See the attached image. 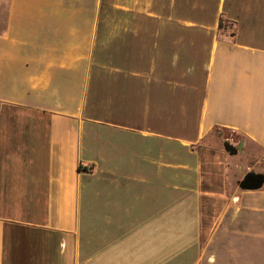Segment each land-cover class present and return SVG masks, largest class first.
Masks as SVG:
<instances>
[{"label":"crops","instance_id":"1","mask_svg":"<svg viewBox=\"0 0 264 264\" xmlns=\"http://www.w3.org/2000/svg\"><path fill=\"white\" fill-rule=\"evenodd\" d=\"M213 130L264 165V0H0V264H262Z\"/></svg>","mask_w":264,"mask_h":264},{"label":"rangeland","instance_id":"2","mask_svg":"<svg viewBox=\"0 0 264 264\" xmlns=\"http://www.w3.org/2000/svg\"><path fill=\"white\" fill-rule=\"evenodd\" d=\"M225 142L236 148L240 147L237 155L229 156L224 151L223 143ZM202 145L213 150L214 154L219 156L220 163L222 162L221 164L225 167L227 187L229 188H238V182L241 181L243 176L248 172L264 174V165L255 163L249 154L251 152L250 148H248L244 139L239 135L228 131L213 130V132L204 139ZM258 192H262V204L264 206V185ZM262 251V264H264V245Z\"/></svg>","mask_w":264,"mask_h":264},{"label":"water","instance_id":"3","mask_svg":"<svg viewBox=\"0 0 264 264\" xmlns=\"http://www.w3.org/2000/svg\"><path fill=\"white\" fill-rule=\"evenodd\" d=\"M223 149L229 156H235L240 150L233 145L225 142ZM264 185V174H257L254 172L246 173L242 180L238 182V188L242 191H259Z\"/></svg>","mask_w":264,"mask_h":264},{"label":"trees","instance_id":"4","mask_svg":"<svg viewBox=\"0 0 264 264\" xmlns=\"http://www.w3.org/2000/svg\"><path fill=\"white\" fill-rule=\"evenodd\" d=\"M84 169H86V168H84ZM78 170L80 171V170H82V168L79 167Z\"/></svg>","mask_w":264,"mask_h":264}]
</instances>
